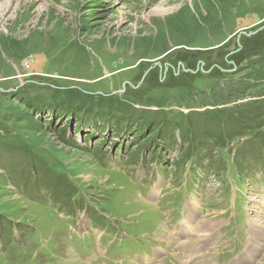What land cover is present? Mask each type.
I'll use <instances>...</instances> for the list:
<instances>
[{"label": "rangeland", "instance_id": "obj_1", "mask_svg": "<svg viewBox=\"0 0 264 264\" xmlns=\"http://www.w3.org/2000/svg\"><path fill=\"white\" fill-rule=\"evenodd\" d=\"M186 237L264 264V0H0V264H188Z\"/></svg>", "mask_w": 264, "mask_h": 264}, {"label": "bare ground", "instance_id": "obj_2", "mask_svg": "<svg viewBox=\"0 0 264 264\" xmlns=\"http://www.w3.org/2000/svg\"><path fill=\"white\" fill-rule=\"evenodd\" d=\"M64 52V51H63ZM61 55V54H60ZM187 218V220L184 222V220ZM193 219H194V212H193V209H192V207H189L188 208V210H187V213H186V216H185V218L183 219V222H184V226H186L187 224L188 225H190L192 222H193ZM183 222H182V224H183ZM181 224V225H182ZM198 224H196L195 226L192 224V226H194V227H190V226H186L185 228H187V229H189V231L187 232V231H183V233L185 234H188L189 236H192V239L193 240H197V241H199L200 242V244L201 243H204V242H207L208 244L213 240V236H214V234L213 235H211L212 233H209L208 231H210V230H208V228H209V225L208 224H206V226H207V228H206V230H204V231H200L199 229H198V227H196ZM211 226V225H210ZM254 226V225H253ZM255 227V226H254ZM214 228V227H213ZM212 228V229H213ZM256 228V227H255ZM257 229V228H256ZM191 231H195V232H200L201 234L196 238L195 236H193L192 234L190 235V232ZM206 234V235H205ZM211 235V236H210ZM251 235V234H250ZM185 237V236H184ZM176 238H179V237H176ZM187 238V237H186ZM182 239H180V246L178 247V243L177 242H175L174 240H172L173 241V243L174 244H176L177 246V248H178V250L179 249H181L182 251H185L184 253L186 254L185 256H188V264H189V259H191V258H195L196 256H203V254L204 253H202V249L200 248V247H198V246H196V244L194 243V242H192V241H190L188 238H187V240L186 241H181ZM168 242H169V240H168ZM170 243V242H169ZM170 244H172V243H170ZM177 250V251H178ZM183 260V259H182ZM206 260V259H205ZM203 261V260H201L200 262H199V264H212V263H210L208 260H206V261ZM196 263H198V261H196Z\"/></svg>", "mask_w": 264, "mask_h": 264}, {"label": "trees", "instance_id": "obj_3", "mask_svg": "<svg viewBox=\"0 0 264 264\" xmlns=\"http://www.w3.org/2000/svg\"><path fill=\"white\" fill-rule=\"evenodd\" d=\"M57 107V106H56ZM56 107L55 106H46V108L49 110V111H51V112H53V111H55L56 112V114L59 116H61L63 113L65 114H67V116H69V115H71V113H75L73 110H71V109H68L66 106H64V105H62V106H58V110L56 109ZM82 120H84V119H82ZM81 120V117H76V121L77 122H79L80 123V121H82ZM86 123V122H85ZM85 123L83 124V126L85 125ZM105 125V127H106V124H104ZM145 125H146V123H144L143 125H140V130H141V132H142V129H144V127H145ZM119 125H117L116 127H118ZM80 129H81V125H78V126H75V132L77 133V132H79L80 131ZM143 133V132H142ZM155 154V153H154ZM154 156V155H153Z\"/></svg>", "mask_w": 264, "mask_h": 264}]
</instances>
